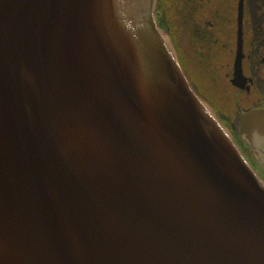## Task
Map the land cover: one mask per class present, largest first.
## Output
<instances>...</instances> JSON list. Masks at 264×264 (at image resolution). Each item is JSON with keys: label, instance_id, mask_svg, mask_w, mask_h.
Instances as JSON below:
<instances>
[{"label": "water", "instance_id": "obj_1", "mask_svg": "<svg viewBox=\"0 0 264 264\" xmlns=\"http://www.w3.org/2000/svg\"><path fill=\"white\" fill-rule=\"evenodd\" d=\"M157 2L0 0V264H264V180Z\"/></svg>", "mask_w": 264, "mask_h": 264}, {"label": "flooded vegetation", "instance_id": "obj_2", "mask_svg": "<svg viewBox=\"0 0 264 264\" xmlns=\"http://www.w3.org/2000/svg\"><path fill=\"white\" fill-rule=\"evenodd\" d=\"M156 13L195 89L186 63L214 81L216 93L225 88L215 103L197 91L264 180V131L246 128L240 134L236 121L239 113L264 110V0H159Z\"/></svg>", "mask_w": 264, "mask_h": 264}, {"label": "rangeland", "instance_id": "obj_3", "mask_svg": "<svg viewBox=\"0 0 264 264\" xmlns=\"http://www.w3.org/2000/svg\"><path fill=\"white\" fill-rule=\"evenodd\" d=\"M185 70L188 73V75L190 76L191 80L193 81V83L196 85L197 90H199V92L204 95L206 98H209L210 101H213L215 103V101L217 99H221L224 97V95L226 94V90L224 87L217 88V90L219 91L218 93H216L214 90H216L215 87V82L207 79L205 80L203 76H200L198 74V72L196 71V69L191 66V65H185ZM218 84L220 85H224L225 83L223 82H219ZM230 101L227 102V104Z\"/></svg>", "mask_w": 264, "mask_h": 264}]
</instances>
